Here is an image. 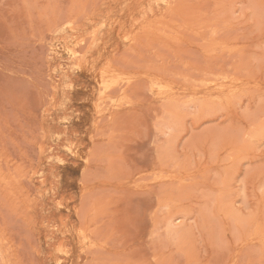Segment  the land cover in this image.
Listing matches in <instances>:
<instances>
[{"label": "rangeland", "instance_id": "1", "mask_svg": "<svg viewBox=\"0 0 264 264\" xmlns=\"http://www.w3.org/2000/svg\"><path fill=\"white\" fill-rule=\"evenodd\" d=\"M0 264H264V0H0Z\"/></svg>", "mask_w": 264, "mask_h": 264}, {"label": "bare ground", "instance_id": "2", "mask_svg": "<svg viewBox=\"0 0 264 264\" xmlns=\"http://www.w3.org/2000/svg\"><path fill=\"white\" fill-rule=\"evenodd\" d=\"M63 48V47H62ZM64 49V48H63ZM63 49H60V53L62 54L63 52H64V50ZM67 52V51H66ZM60 53H59V56H60ZM57 55V54H56ZM60 57H62V56H60ZM61 59V58H60ZM78 140H76V141H74V143L75 142H77ZM78 143V142H77ZM81 144V143H80ZM79 144V145H80ZM71 145V144H70ZM77 145V144H76ZM76 145L74 146V148H72V151H73V153L75 154L74 155V157L76 156L77 158H79V160L80 159H82V161L84 160V159H86L85 158V154L80 150V149H78L77 147H76ZM76 147V148H75ZM81 147H83V146H81ZM80 148V147H79ZM69 149V148H68ZM71 150V149H70ZM83 150V149H82ZM72 151H71V153H72ZM73 153H72V155H73ZM87 155V154H86ZM83 166V165H82ZM62 202V201H61ZM63 202H64V200H63ZM67 204V203H66ZM76 237H78L77 236V234L75 235ZM80 260V259H79Z\"/></svg>", "mask_w": 264, "mask_h": 264}]
</instances>
